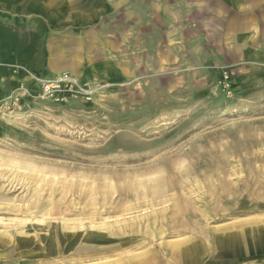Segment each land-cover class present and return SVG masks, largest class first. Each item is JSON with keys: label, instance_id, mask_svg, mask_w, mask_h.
Here are the masks:
<instances>
[{"label": "rangeland", "instance_id": "obj_1", "mask_svg": "<svg viewBox=\"0 0 264 264\" xmlns=\"http://www.w3.org/2000/svg\"><path fill=\"white\" fill-rule=\"evenodd\" d=\"M66 1L0 10V264H264V65L199 0Z\"/></svg>", "mask_w": 264, "mask_h": 264}, {"label": "crops", "instance_id": "obj_2", "mask_svg": "<svg viewBox=\"0 0 264 264\" xmlns=\"http://www.w3.org/2000/svg\"><path fill=\"white\" fill-rule=\"evenodd\" d=\"M17 0H0V10L16 12L20 9ZM31 1V0H29ZM37 7L44 6L41 0H32ZM61 1L62 11L67 10L70 4L66 0ZM211 1H213L211 3ZM199 0L198 11L207 15L204 21V32H210L209 24L214 23V31L220 30L222 33L220 40L226 51L231 53L235 63H249L264 65V0ZM48 2V1H46ZM65 6V7H64ZM44 8V9H45ZM9 12V13H11ZM26 14V12H21ZM38 13V12H37ZM86 15H81L76 23L87 20ZM72 18H70L71 20ZM62 22V20H59ZM70 23V22H69ZM210 52L217 50L211 47ZM77 54L73 57V68L80 62ZM214 62L207 60L204 62ZM209 62V63H210ZM208 64V63H207Z\"/></svg>", "mask_w": 264, "mask_h": 264}, {"label": "built area", "instance_id": "obj_3", "mask_svg": "<svg viewBox=\"0 0 264 264\" xmlns=\"http://www.w3.org/2000/svg\"><path fill=\"white\" fill-rule=\"evenodd\" d=\"M229 76L227 69H222L220 72L219 84L224 91H228L229 88ZM65 81H70V78L67 75H59L53 79H41L40 87L42 89V93L44 95L52 94L53 91L60 88V85ZM13 101L17 102V99H13Z\"/></svg>", "mask_w": 264, "mask_h": 264}, {"label": "bare ground", "instance_id": "obj_4", "mask_svg": "<svg viewBox=\"0 0 264 264\" xmlns=\"http://www.w3.org/2000/svg\"><path fill=\"white\" fill-rule=\"evenodd\" d=\"M160 197V196H159ZM156 198V197H155ZM158 198V197H157ZM106 210V209H105ZM93 211V210H92ZM161 218V217H160ZM241 231V230H240ZM243 234V233H242ZM180 245V244H179ZM244 246V245H243ZM170 247V246H169ZM173 247V246H172ZM180 251V250H179Z\"/></svg>", "mask_w": 264, "mask_h": 264}]
</instances>
